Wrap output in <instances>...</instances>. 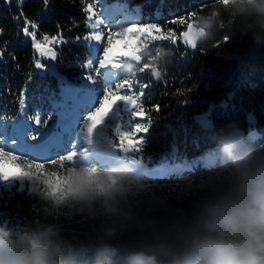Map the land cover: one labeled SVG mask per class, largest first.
<instances>
[{"label":"trees","instance_id":"obj_1","mask_svg":"<svg viewBox=\"0 0 264 264\" xmlns=\"http://www.w3.org/2000/svg\"><path fill=\"white\" fill-rule=\"evenodd\" d=\"M90 1L23 0L21 4L19 0H0V118L8 129L24 118L34 130L32 122L37 116L44 128L51 114L54 112L55 118L63 108L61 81L57 75L35 67L37 52L24 27L36 25L38 35L61 39L56 46L57 69L66 81L77 84L91 73L88 66L100 50L93 41L85 40L102 31L101 27L92 28L94 20L85 11ZM104 2L116 6V15L128 23H158L165 31L176 32L175 43L151 42L141 59L127 66L134 73L133 86L151 121L135 156L149 181L177 182L181 176H199L206 170L204 154L212 147L211 133L227 124L245 130L247 138L264 144V38L254 41L251 34L242 35L239 22L229 27L227 17L222 16L225 26H214L195 50L183 32L189 23L207 18L215 0ZM179 19L180 23H172ZM145 62L150 66L143 67ZM61 161L50 154L40 173L55 178L62 169L55 166ZM154 167L161 170L152 171ZM33 181L25 179L23 187L19 183L0 186V226L19 232L39 216L45 205L39 192L47 184L35 181L38 189L30 190ZM76 228L78 238L84 240L88 227ZM113 243L127 252L139 250L146 241L132 231Z\"/></svg>","mask_w":264,"mask_h":264},{"label":"clouds","instance_id":"obj_2","mask_svg":"<svg viewBox=\"0 0 264 264\" xmlns=\"http://www.w3.org/2000/svg\"><path fill=\"white\" fill-rule=\"evenodd\" d=\"M222 16L264 38V0H215L195 26L197 45L225 26ZM211 144L206 170L181 176L172 193L131 157L70 170L60 190L39 192L45 205L30 225L0 226V264H264V144L232 124ZM77 225L89 229L84 240ZM132 231L145 246L120 251L113 241Z\"/></svg>","mask_w":264,"mask_h":264},{"label":"rangeland","instance_id":"obj_3","mask_svg":"<svg viewBox=\"0 0 264 264\" xmlns=\"http://www.w3.org/2000/svg\"><path fill=\"white\" fill-rule=\"evenodd\" d=\"M91 0L90 4L93 5V11L96 15L92 16V19H104L105 23H107L108 27H110L113 31H118L122 27H127L128 24L137 23V22H127L124 21V17L116 16V20L110 24L108 20L100 16L97 12L99 11H109L113 8L111 5L104 2V0ZM125 22L124 25H120V23ZM196 24L198 22H195ZM29 32H35V38L27 35L28 38L34 43H39L45 49H51L52 52L56 54V46L61 43L60 38H52L47 36H40L37 33L36 27H33L32 24H28ZM101 27L102 31L106 32L107 29L105 26L99 25L97 28ZM161 34H169L171 32H167L160 27ZM176 34V32H174ZM152 35H155L153 33ZM160 41V40H147L140 43L138 55H142L144 49L151 42ZM94 42V47L100 49L97 52V56L93 59V61L89 64L88 68H90L91 73L87 76L91 75L95 83L92 85L98 91H101V94L97 96L96 105L98 106V101L100 96H102V89L106 86H112L114 88L116 83H123L124 80L130 81V89L125 87L124 89L118 90L122 94H129L137 97V103L140 104V94L136 90L137 88L133 86L134 73L130 72L129 64H133L134 61L130 57H121L117 62L120 63L121 66L107 69H100L99 75L95 71L98 69V59L102 54V47H97V42ZM106 42V40H105ZM126 42L131 43L132 45L136 44L135 40L131 41H120L115 40L113 44L112 54H118L124 51V44ZM37 52V59L41 63L47 64L44 69H38L40 72H50L57 77H59L62 88H63V100L61 104L63 108L58 110L57 115L63 114L64 119L62 123L69 128L68 131L63 132L61 135L56 136L50 134V131L43 130L42 127H35L32 130V126L28 125L24 118H21L17 122L13 124L11 127L15 132L10 135H3L0 138V147L4 150L12 151L20 155L22 162H35L36 166L30 167L28 170V175L23 179H15L9 181H0L1 185L9 186L14 183H19L21 187L24 186L25 179H34L30 186V190H37L38 185L34 184L35 181H41L46 183L53 192L60 190L61 188V180L63 177L67 176L70 170L79 168L85 165H93L99 168V166H108L110 163L114 162L116 158L127 159L129 157L134 158L136 160V155L141 148L144 139L145 127L141 125H137L136 128L132 131V126L137 122L132 117V109L127 104L121 103L117 105L114 111L110 114V116L106 119L105 124L97 128L92 133H87L82 131V121L81 125L78 128L73 127V117L75 115V105L74 100L78 99L85 95L84 89L89 88L87 84V80L83 77L82 80H79L77 84H72L66 81L61 73L58 71L55 60L50 59L47 55H41L40 51L35 48ZM130 50V49H129ZM148 65L147 62L144 63L143 67ZM115 90V88H114ZM141 105V104H140ZM87 110V106L81 108L80 111L83 112ZM54 112L51 114L50 119L47 120V127L51 128L53 124L57 123V115L53 116ZM145 123V122H143ZM208 123V120L205 121ZM59 131V129H56ZM76 130V131H74ZM136 132H140V135L137 136ZM33 133H39L40 138L36 141H31L27 139ZM126 134V135H125ZM59 144H63L61 147ZM59 146V147H58ZM58 149V151H56ZM31 153H30V152ZM34 151L36 152L34 154ZM47 152V154L45 153ZM61 159L63 162L59 166H55L56 168L61 167L62 169L56 173V177H50L48 175H44L40 173L41 170L45 167L46 164L37 165L38 162H43L47 156L53 154ZM46 156V157H45ZM139 161V160H137ZM52 162V161H50ZM32 164V165H33ZM139 164L142 165V162L139 161ZM10 171H15L14 168H9ZM161 167L152 168V171H160ZM46 171V170H44ZM151 182V181H150ZM162 190H167V192L172 193L174 185L176 182H167V181H155Z\"/></svg>","mask_w":264,"mask_h":264},{"label":"snow or ice","instance_id":"obj_4","mask_svg":"<svg viewBox=\"0 0 264 264\" xmlns=\"http://www.w3.org/2000/svg\"><path fill=\"white\" fill-rule=\"evenodd\" d=\"M19 2L22 4L23 0H19ZM45 3H47V0H45ZM85 11L90 14L89 19H91L92 16L96 15V13L93 11V5L91 4L87 6ZM172 23H180V19L173 20ZM102 24L107 29L106 32L96 31L91 36L85 37V40L95 41L97 42V47H102V54L98 59V69L95 70L97 72V75L100 74V69L121 66L120 63L117 62L121 59V57H130L133 60L139 61L141 57L137 53L139 52L140 43L143 41L151 39L171 41L172 43L176 42V34L174 32L169 34H161L160 25L158 23H132L128 24L127 27H122L118 31H113L110 27H108L104 19H96L92 24V28H97ZM32 26L36 27V25ZM23 31L26 35L32 36L33 39L35 38L36 33L29 32L28 27H24ZM153 33H155V35H152ZM44 38L47 39V36H45ZM117 39L120 41L135 40L136 44L132 45L131 43L126 42L124 44V51L113 55V44ZM182 42L183 44L185 43L183 38ZM33 47L39 50L41 55H47L50 59L53 60L56 59V54L52 52L51 49H45L39 43L35 42L33 43ZM46 66L47 64L41 63L40 61H37L35 64V67L37 69H44ZM145 67H147V65H145ZM153 75L158 77L159 73L153 70ZM84 79L88 81L87 84L91 87L90 89H84V96L74 100L75 115L73 117V127L78 128V126L81 125L82 121L81 130L87 133H92L97 128L105 124L106 119L114 111L117 105L121 103L127 104L131 107L132 117L134 120L148 121L147 124L143 122L135 123L130 131L134 130L137 125L144 126L145 128H148L150 126L151 121L148 111L145 110L142 105L137 103V97L129 94H122L120 91H118L124 89L125 87L130 89L129 80H124L123 83H116L114 86L115 90L112 86L104 87L102 89V96H100L98 101V106H95L98 95V90L92 86L95 81L93 80L91 75L85 77ZM141 95H143L142 92ZM85 105L87 106V110L81 112L80 109L84 108ZM155 110L159 111V107L156 106ZM63 119V114L57 115V123L53 124L51 128L47 127V121H45L43 130L50 131V134L52 135H61L63 132L69 130V128L62 123ZM32 123H34V125L39 128L41 126L39 116H37ZM56 129H59V131H57ZM5 133H7V130H5ZM136 135L139 136L140 132H136ZM39 138V133H33L30 137H27V139L31 141H36ZM140 142L142 143L143 141L141 140ZM41 164H43V162L37 161V165ZM34 166L36 165H32L29 162H22L19 154L4 150L2 147H0V181L23 179L26 175H28L29 168ZM9 168H14L15 171H10Z\"/></svg>","mask_w":264,"mask_h":264},{"label":"water","instance_id":"obj_5","mask_svg":"<svg viewBox=\"0 0 264 264\" xmlns=\"http://www.w3.org/2000/svg\"><path fill=\"white\" fill-rule=\"evenodd\" d=\"M196 25L197 24H195L193 22L189 23L187 25V28H186L184 34H183L185 39H186V41H187V43L195 50L201 44V43L199 45L196 44V40H195V26ZM239 129L243 132L244 136H246V132L243 129H241V128H239Z\"/></svg>","mask_w":264,"mask_h":264}]
</instances>
